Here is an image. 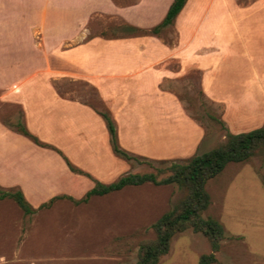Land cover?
I'll return each mask as SVG.
<instances>
[{"label": "crops", "instance_id": "obj_1", "mask_svg": "<svg viewBox=\"0 0 264 264\" xmlns=\"http://www.w3.org/2000/svg\"><path fill=\"white\" fill-rule=\"evenodd\" d=\"M173 1L0 0V102L20 106L27 128L53 146L37 144L0 116L3 187L19 186L35 207L72 192L70 184L86 180L55 148L106 179L108 168L95 169L94 162L115 157L107 123L89 103L61 94L55 82L63 77L94 85L116 120L120 143L150 157L195 153L205 137L176 95L162 88L166 78L192 70L200 72L203 92L223 106L222 120L231 132L264 126L263 42H251L253 17L237 16L238 0H187L165 28L176 32L173 43L161 34L104 35L109 22L92 31L103 24L100 18L150 29ZM248 6L242 10L264 14V0ZM170 61L179 62L178 72L167 67Z\"/></svg>", "mask_w": 264, "mask_h": 264}, {"label": "rangeland", "instance_id": "obj_2", "mask_svg": "<svg viewBox=\"0 0 264 264\" xmlns=\"http://www.w3.org/2000/svg\"><path fill=\"white\" fill-rule=\"evenodd\" d=\"M250 1L238 0L236 14L240 17L248 13L253 17L254 39L251 42L256 44L262 40L264 55V29L259 26L264 24V14L258 8L242 10L250 7ZM217 2L220 3L219 0ZM99 22L103 24L100 27L95 25L93 32L101 31L102 26L104 28L109 22L104 29L108 35L129 33L119 18H100ZM161 36L169 43L177 40L174 30H165ZM167 67L178 72L180 64L170 61ZM55 83L65 97L89 103L98 111L107 107L96 87L84 78L63 77ZM162 88L173 92L187 114L205 129V137L195 153L218 146L226 132L220 122L223 106L203 92L200 72L192 70L185 75L166 78ZM0 116L5 124L16 129L18 123L23 122V109L13 103L0 102ZM127 150L138 155L140 161L128 160L114 153L115 157H104L102 164L101 161L94 162L95 169L102 167L105 171L108 168L104 182H112L129 172H154L163 179L171 172L160 169L173 161L185 162L195 154L180 152L170 157H150ZM60 154L69 168L66 157L85 172L70 168L86 181L70 184L72 192L55 194L59 198L51 205L34 206L36 211L32 214H26L10 197L1 199L0 264H135L141 245L156 238L153 224L184 198L186 190L177 183L147 182L105 195H94L87 202H80L92 187L90 183L98 179L65 153ZM206 187L211 203L203 211V216L214 217L225 227V238L214 264H264V157L228 163L222 173L209 180ZM3 188L21 189L19 186ZM209 252L211 243L208 237L187 228L173 236L170 250L160 258L159 264H199L200 256Z\"/></svg>", "mask_w": 264, "mask_h": 264}, {"label": "trees", "instance_id": "obj_3", "mask_svg": "<svg viewBox=\"0 0 264 264\" xmlns=\"http://www.w3.org/2000/svg\"><path fill=\"white\" fill-rule=\"evenodd\" d=\"M186 3L187 0H174L162 22L150 29H140L131 25H126L125 29L129 30L128 32L131 34L160 35L166 27L174 23ZM103 34L108 35L105 31ZM98 112L107 123L113 152L128 160L137 159L140 161L138 155L130 153L120 144L117 124L110 110L105 107ZM220 122L226 129L224 139L220 144L202 153L194 154L185 162L173 161L168 167L160 169L161 171L170 170L171 173L167 177L159 179L158 174L154 172H129L108 183L96 180L95 185L79 200L80 202H87L94 195H105L129 185H141L147 182L155 184L177 183L186 190L184 198L153 224L156 238L141 245L139 258L135 264H159L160 258L169 252L173 236L187 228L203 233L211 243V252L203 253L200 256L199 264H214L217 261L216 253L220 250L222 240L225 238V227L220 220L203 216V211L211 203V195L206 185L209 180L222 173L230 162H243L254 156L264 157V126L247 132L233 133L226 127L223 120ZM16 130L41 146L53 147L41 141L23 122L18 123ZM55 149L62 153L58 148ZM66 160L73 171L85 173L82 169L75 167L67 157ZM7 197L14 199L26 214H32L36 211V208L29 202L21 189H4L0 185V200ZM57 198H59L58 195L40 206H49Z\"/></svg>", "mask_w": 264, "mask_h": 264}]
</instances>
